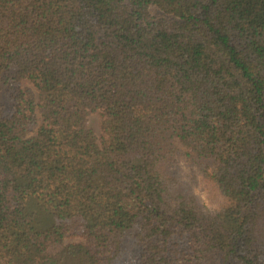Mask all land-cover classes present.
<instances>
[{"label": "trees", "instance_id": "obj_1", "mask_svg": "<svg viewBox=\"0 0 264 264\" xmlns=\"http://www.w3.org/2000/svg\"><path fill=\"white\" fill-rule=\"evenodd\" d=\"M0 94V264H264V0H0Z\"/></svg>", "mask_w": 264, "mask_h": 264}, {"label": "rangeland", "instance_id": "obj_2", "mask_svg": "<svg viewBox=\"0 0 264 264\" xmlns=\"http://www.w3.org/2000/svg\"><path fill=\"white\" fill-rule=\"evenodd\" d=\"M1 103H6V98L5 96L0 94V104ZM90 126L93 128V130L95 131L96 134H99V119L97 116H92L90 117ZM197 193H199V191L196 190ZM79 241L78 239H68V241Z\"/></svg>", "mask_w": 264, "mask_h": 264}]
</instances>
